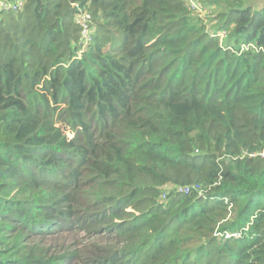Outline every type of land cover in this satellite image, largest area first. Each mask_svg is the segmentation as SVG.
<instances>
[{"label": "trees", "instance_id": "16d2710c", "mask_svg": "<svg viewBox=\"0 0 264 264\" xmlns=\"http://www.w3.org/2000/svg\"><path fill=\"white\" fill-rule=\"evenodd\" d=\"M23 1L0 10V264H264V0Z\"/></svg>", "mask_w": 264, "mask_h": 264}, {"label": "built area", "instance_id": "2783aa9c", "mask_svg": "<svg viewBox=\"0 0 264 264\" xmlns=\"http://www.w3.org/2000/svg\"><path fill=\"white\" fill-rule=\"evenodd\" d=\"M24 5L23 0H0V10L20 9ZM77 7L75 21L81 27L83 50L92 40V34L96 29L92 14L81 7L79 4H74ZM193 188H200L198 185L180 187L178 190L182 192H190ZM166 195H163L165 198ZM234 234V233H233ZM229 236V235H227Z\"/></svg>", "mask_w": 264, "mask_h": 264}, {"label": "rangeland", "instance_id": "374dc122", "mask_svg": "<svg viewBox=\"0 0 264 264\" xmlns=\"http://www.w3.org/2000/svg\"><path fill=\"white\" fill-rule=\"evenodd\" d=\"M193 4L198 9V6H199L198 3L193 2ZM199 7H201V6H199ZM211 11H212L211 9H199L198 12L200 13L199 15L201 17H205V19L209 21V19H210L209 17H215V15ZM208 21H206V22H208ZM67 133H68L69 137H71L73 135V134L70 133V131H67ZM234 235H236V233H234ZM217 236L220 239L222 238V235H220V234H217ZM34 237H37V236H34ZM37 241H39V238H31V239L28 240V243H34V242H37Z\"/></svg>", "mask_w": 264, "mask_h": 264}]
</instances>
